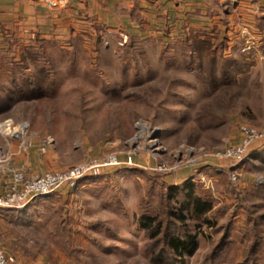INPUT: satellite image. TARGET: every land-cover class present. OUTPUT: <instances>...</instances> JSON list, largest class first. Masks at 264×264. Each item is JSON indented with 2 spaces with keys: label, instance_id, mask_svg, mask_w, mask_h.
I'll return each instance as SVG.
<instances>
[{
  "label": "rangeland",
  "instance_id": "rangeland-1",
  "mask_svg": "<svg viewBox=\"0 0 264 264\" xmlns=\"http://www.w3.org/2000/svg\"><path fill=\"white\" fill-rule=\"evenodd\" d=\"M207 1L184 0L181 7L189 9L186 14L197 7L201 13L224 11V20L218 14L193 19L197 25L184 32L178 28L185 11L181 18L172 13L173 33H145L147 39H137L135 46L133 34L106 31L99 19L90 18L58 29L60 40L53 37L57 44L41 49L40 56L34 47L19 49L14 61L13 45L3 50L0 59L12 63L0 64V121L24 109L33 122L19 140L0 131L6 159L0 172H57L89 160L102 163L91 181L53 190L0 215V239L15 262L184 264L173 253H162L163 246L150 247L154 239L142 219L170 199L178 208L188 201L182 192L175 193L180 202L171 198L176 186L169 175L200 163L201 170L186 181L194 180L195 192L213 202L209 216L218 225L205 226L199 247L186 256L188 264H264V141L241 161L216 160L217 152L240 142L242 124L264 126V11L249 0ZM185 24L193 25L190 19ZM191 36L196 55L187 57L192 50L183 41L192 42ZM87 50L92 61L80 65ZM150 105L162 108L165 150L159 154L171 171L105 165L114 156L127 159L133 111ZM41 146L48 151L42 153ZM45 155L52 158L42 171L44 162L35 163ZM135 161L143 163L140 156Z\"/></svg>",
  "mask_w": 264,
  "mask_h": 264
},
{
  "label": "crops",
  "instance_id": "crops-1",
  "mask_svg": "<svg viewBox=\"0 0 264 264\" xmlns=\"http://www.w3.org/2000/svg\"><path fill=\"white\" fill-rule=\"evenodd\" d=\"M183 1L184 0H0V57L5 58L3 50L9 48L12 45L13 47H11V55L14 56V61L18 60L16 59L17 56L15 54L19 49L34 47L38 49L36 52H40V50L44 48L49 49L53 44H57L55 42L56 40H51L53 37H55L57 40H60L57 36L58 29L61 28L62 30L66 31V27L70 22H74L76 20H87L90 18L99 19V21L102 22L100 27L106 29V31H118L120 33H125L126 36L135 34L141 35L144 39H147L146 36L148 34L156 35L162 32L171 34L176 29L170 20L172 17L171 14H176V16L173 18H181L182 14L180 16L179 13L184 10V8L181 7V3ZM192 1L194 0H189V3H192ZM249 1L252 2V6L257 4L255 5L256 8H258V10L264 11V0ZM205 5L208 6L207 3ZM188 10L189 9L184 10L185 20L183 25L178 28L184 32L188 30V32H192L193 27L197 25L193 19L205 18L211 20L208 9L201 13L197 7L192 10L194 12H187L186 14V11ZM243 13L241 14L243 15ZM221 14L222 17L225 16L224 11H222ZM188 19H190L193 25L189 26L185 24ZM160 24L163 25L159 26ZM164 25H166L167 30L160 28L165 27ZM244 25L241 27L240 32ZM203 26L207 27V25ZM223 26L226 25L223 23ZM198 27L200 30L203 29L202 26ZM93 28L94 27L91 26L88 30ZM244 28H246V25ZM100 29L101 28H95L94 30L95 32H101ZM247 31L243 30L242 32L245 33ZM145 33L148 34L145 35ZM7 37L9 38L6 39ZM149 37L150 36H148V38ZM39 38H42V40L39 41ZM35 39H37L39 43L36 42ZM80 41L81 40L78 42L73 41L74 43H67V45H76ZM59 43L63 45L61 42H58V45ZM69 51L70 50L66 51V56L72 57L74 55V51L71 52L72 55ZM36 52L34 53L36 56H38ZM87 53L88 57L78 58L80 65H84L85 59H88L87 64H89L90 60L92 61V58L90 57L91 54H89V51ZM64 59L66 62L69 61L68 59L73 60L72 58ZM3 62V59H0V64H3V66L12 63V61L6 63L4 62L5 64ZM73 62L75 65L77 60L75 59ZM72 69L73 68L71 67L69 69L71 74L74 73ZM78 69H81L80 66ZM66 72L68 73V70H66ZM34 158H36V156ZM51 158L52 155H45L44 158L39 156V158H37L39 161L37 160L38 163H35V166L38 167L40 162L43 161L44 164H42L40 167V169L43 171L47 169ZM216 158L218 161L219 158ZM193 162L194 161H189L190 164ZM192 165L194 166L180 168L177 172H175V174H170V179L174 180L172 183L179 184L183 181H186V178L195 176L197 172L201 170L200 166L202 165H200V163L198 166L195 164ZM9 179L10 170L6 176L0 172V194L1 192L5 191ZM10 210L12 209L0 208V215L5 216V212ZM14 264H18V261Z\"/></svg>",
  "mask_w": 264,
  "mask_h": 264
},
{
  "label": "built area",
  "instance_id": "built-area-1",
  "mask_svg": "<svg viewBox=\"0 0 264 264\" xmlns=\"http://www.w3.org/2000/svg\"><path fill=\"white\" fill-rule=\"evenodd\" d=\"M161 111L162 108L157 105L135 108L132 114L134 133L129 138L130 150L127 159H120L114 156L109 158L105 165H119L123 167L126 165H141L156 172H170L172 168L159 154V152L165 150L161 139L162 128L159 126ZM20 115H22L21 117L24 121L11 123L10 131H5L1 128L4 121H0V131L4 136H6L5 134H9L15 140L23 137V133L25 134L27 127L32 125L33 119L31 112L24 109L19 110L12 119L14 120ZM240 136L241 140L237 145H229L217 152L218 158H231L235 161L242 159L254 142L259 143L264 141V126L258 127L253 124H242L240 126ZM30 147H26L25 150ZM47 149L48 146H41L42 153H46ZM139 156L143 160L141 164L135 161V157ZM5 160L3 146L0 143V167ZM101 166L102 163L100 161L89 160L62 171L50 172L45 170L34 174L26 173L21 168H11L10 179L7 182L6 189L0 194V206L23 207L38 195L46 194L53 190H60L63 187L75 186L78 180L84 176L100 174ZM233 173L235 172L233 171ZM14 262V256L6 252L5 244L0 239V264H14Z\"/></svg>",
  "mask_w": 264,
  "mask_h": 264
},
{
  "label": "trees",
  "instance_id": "trees-1",
  "mask_svg": "<svg viewBox=\"0 0 264 264\" xmlns=\"http://www.w3.org/2000/svg\"><path fill=\"white\" fill-rule=\"evenodd\" d=\"M210 10H209V15L212 18L217 14H218L217 18L220 17V15L222 18V14H221L222 11H220L219 13H215L212 12L213 10L212 11ZM225 25L228 27V23H225ZM190 34L193 35L192 33ZM139 38L142 39L143 37L141 35H135V34L132 35V39H133L132 46L137 45L136 42L137 39ZM38 40L41 41L42 38H39ZM191 40L192 42L189 41L187 37L186 40L183 41L184 44L187 46V48L189 50H192L190 54L187 55L185 54L184 56L189 57L191 55L193 56L196 55V51H195L196 47L193 45L195 42L192 36H191ZM36 53L38 56L41 55V52L37 51ZM257 146H259V144L254 142L251 148L249 149V151L239 161L243 160L251 151H254ZM250 157L251 159H253L255 156H250ZM158 173H162V172H158ZM95 177H98V175L84 176L78 180L76 185L81 184L85 180L91 181L90 179H93ZM188 180L185 181V184L178 185L175 183L176 192L175 191L173 192L174 194L173 197L171 198H176L177 201L180 202V199L175 194L177 192H182L183 194H185L186 197L188 196V198H190L188 201L184 202V204L180 208L176 207V205L171 204L175 200L170 199L168 203H163L164 206L159 212L153 215H148L142 219L143 221L142 226L150 231L151 234L149 235V237L151 239H154V242L153 244L151 242L150 247H152V245L154 247H157V245L160 247L163 246L162 253L164 254L173 253L174 255H176V257L179 258V261H181L184 264H188V260L186 256L191 254L199 247L200 245L199 236L205 233V226L215 227L216 225H218V223L216 221H213V219L209 216V213L214 208L213 202L209 201L208 198L200 195L199 193H196L194 184L191 183L194 180L192 181L190 180L188 181ZM47 195L51 196V194L49 193L46 195L41 194L36 196L33 199V201L35 202L37 199L46 197ZM13 208L16 207H11V209ZM162 210L163 213H161ZM174 228L175 230L173 231ZM162 234H165V236H160ZM226 237L227 236H224V238ZM221 245L222 243L218 244L216 249L219 248L221 249Z\"/></svg>",
  "mask_w": 264,
  "mask_h": 264
},
{
  "label": "bare ground",
  "instance_id": "bare-ground-1",
  "mask_svg": "<svg viewBox=\"0 0 264 264\" xmlns=\"http://www.w3.org/2000/svg\"><path fill=\"white\" fill-rule=\"evenodd\" d=\"M21 116L22 115L17 116L14 120L11 119V120L4 121L1 128H3L5 131H10V124L15 123L16 121H17V123L21 122L23 120V118Z\"/></svg>",
  "mask_w": 264,
  "mask_h": 264
}]
</instances>
